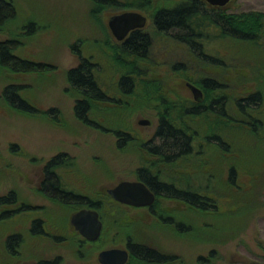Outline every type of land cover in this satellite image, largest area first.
<instances>
[{"label": "rangeland", "instance_id": "1", "mask_svg": "<svg viewBox=\"0 0 264 264\" xmlns=\"http://www.w3.org/2000/svg\"><path fill=\"white\" fill-rule=\"evenodd\" d=\"M9 1L16 17L0 28V40L19 38L22 44L15 50L17 55L55 68L16 73L0 67V195L13 190L19 199L13 208L22 202L35 206L0 219V264H34L59 255L62 264H99L100 249L126 247L130 238L172 256L160 264H264V136L256 135L247 124L250 121L233 107L238 122H231L232 128L216 127L210 114L193 117L181 111L182 105L198 102L188 82L202 89L198 103L207 105L222 94L232 102L259 87L264 90V49L240 44L229 49L227 40L208 37L207 52L224 64L200 59L188 43L158 31L153 24V10L178 0H153L151 10L101 8L91 0ZM223 8L264 11V0H232ZM125 10L148 17L143 30L152 38L150 55L136 62L142 77L128 95L119 90L118 82L129 70L124 62L130 61L126 55L121 56L124 62L118 61L108 25L112 15ZM76 42L85 56L98 63V80L110 96V100L90 101L91 123L77 117L75 105L81 95L67 79V71L79 64L72 49ZM204 78L218 80L222 89L208 96L199 84ZM10 83L22 86L21 95L39 113L28 114L5 103L1 92ZM53 108L57 112L47 113ZM165 114L195 136L194 152L174 163L150 155L144 147ZM142 119L150 124H140ZM119 131L130 139L123 142ZM215 134L225 138V145L216 144ZM62 153L72 159L57 170L66 187L104 203L105 231L94 246L78 247V234L70 225L73 209L53 202L41 191L45 164ZM142 166L163 180L201 189L217 200L218 209L201 211L163 197L152 208L133 207L109 196L107 189L120 181L138 180L136 171ZM233 166L234 184L230 183ZM35 218L45 220V234L31 233ZM15 232L23 239L16 255L5 246L6 236ZM59 235L66 239L59 241ZM199 256L207 261L199 263Z\"/></svg>", "mask_w": 264, "mask_h": 264}, {"label": "trees", "instance_id": "2", "mask_svg": "<svg viewBox=\"0 0 264 264\" xmlns=\"http://www.w3.org/2000/svg\"><path fill=\"white\" fill-rule=\"evenodd\" d=\"M91 1L100 4L101 8L124 9L125 7H138L146 10L154 8L153 0H133L129 2L120 0ZM223 7L211 5L205 0H178L168 6L165 5L153 10L152 20L158 31L188 43L200 59L212 64L221 65L224 64V61L218 56L207 52L204 42L208 37L227 40L229 49L240 44L248 47L252 46L256 51H263L264 11L228 12L224 11ZM15 17L16 9L13 3L9 0H0V28L14 20ZM21 44V40L14 37L0 40V67L16 73H42L55 68L51 63L29 60L17 55L15 50ZM151 46V35L141 29L131 32L124 42H115L112 45V50L117 52L118 61L124 62L121 58L122 55H126L130 61L124 62L129 70L120 76L118 82L119 90L125 95L131 94L137 87L138 79L142 76L139 74L136 62L148 58ZM72 49L79 56V64L67 71V79L81 95L76 101L75 113L80 120L91 123L88 117L91 111L90 101L110 100L109 95L98 80V63L82 53L80 42L74 43ZM180 67L183 66L180 65ZM199 84L202 85L208 96L210 92L223 87L218 80L212 78H204ZM21 90V85L10 83L2 89L1 96L5 103L15 110L28 114L39 113L37 107L21 95ZM198 102L191 103L188 106L182 105L181 111H184V115L193 117H208L210 114L216 120V127L232 128L230 123L238 122V118H234L231 112V107H233L242 117H245L244 119L250 121L247 124L251 125L250 129L256 135L264 136L263 88L259 87L246 97L232 100V102L224 94L214 97L208 105ZM55 111L57 112L53 108L47 113ZM239 122H242V120H239ZM117 135L124 138L123 142L130 139V135L127 133L124 134L119 131ZM213 138L217 140V145L221 146V144L226 143L225 138L220 134H215ZM194 140L195 136L190 134L185 127L183 128L176 120L171 119L170 115L165 114L160 117L154 138L144 144V147L150 155L160 157L166 163H174L194 152ZM225 148L229 149V145H226ZM71 160L65 153L57 154L49 160L44 168L45 177L41 184V191L57 203L93 206L94 203L91 200L83 197L75 198L71 193L63 191L66 187L57 170L69 165ZM136 173L138 179L145 182L157 194L158 198L163 197L184 202L201 211H216L218 209L216 199L211 198L208 193L203 192L201 189L189 186L188 183L163 180L156 172L144 166L138 168ZM236 175V169L233 166L230 170V183L234 184L236 182ZM17 201L18 197L14 191L0 195V207L8 209L2 212L3 209L0 210V219L10 218L16 213L12 208ZM24 210L27 211L28 208H23L21 211ZM45 232L46 223L41 222V220L32 223L31 233L43 235ZM22 240L20 234L7 235L5 239L6 249L11 254L16 255ZM128 246L131 252L130 262L160 264L173 259L172 256L163 254L155 247L136 242L131 238L128 240ZM198 261L199 263L206 262L207 258L199 256ZM37 264H51V262L39 261ZM57 264H60V262H57Z\"/></svg>", "mask_w": 264, "mask_h": 264}, {"label": "water", "instance_id": "3", "mask_svg": "<svg viewBox=\"0 0 264 264\" xmlns=\"http://www.w3.org/2000/svg\"><path fill=\"white\" fill-rule=\"evenodd\" d=\"M211 5L225 6L232 0H205ZM148 17L136 10H125L115 13L108 20L109 28L114 38L121 42L135 29L146 26ZM187 85L192 90L196 101L202 100V89L194 83ZM141 124H150V120L142 119ZM107 193L115 200L132 206H151L156 200L155 192L142 180H122L115 186L107 189ZM71 223L85 238L95 240L102 232V221L99 212L94 208H82L72 215ZM101 264H126L129 259L127 249L113 247L99 252Z\"/></svg>", "mask_w": 264, "mask_h": 264}, {"label": "flooded vegetation", "instance_id": "4", "mask_svg": "<svg viewBox=\"0 0 264 264\" xmlns=\"http://www.w3.org/2000/svg\"><path fill=\"white\" fill-rule=\"evenodd\" d=\"M144 28H142L141 30H143ZM135 30H139V29H135ZM135 30H133V31H135ZM133 31H131V32H133ZM144 31V30H143ZM131 32L128 34V36L123 40V41H121V42H124L128 37H129V35L131 34ZM145 32V31H144ZM115 39V38H114ZM115 42H117V43H121V42H118L116 39H115ZM109 98H110V96H109ZM141 124V123H140ZM156 133V132H155ZM152 140V139H151ZM150 141V140H149ZM52 159V158H51ZM51 159H49V160H51ZM49 160L47 161V163L49 162ZM46 163V164H47ZM46 164H45V166H46ZM45 168V167H44ZM44 177H45V171H44ZM44 177H43V179H44ZM43 179H42V181H43ZM139 180V179H138ZM65 187H66V185H65ZM67 188V187H66ZM66 188H64V192H69V193H71L72 194V196H74L75 198H79V197H83V198H87V199H89V200H91L94 204H93V206L92 205H82V206H80V205H75V204H63L66 208H70V209H73V211H72V214L71 215H73L74 213H76L77 211H79L80 209H82V208H94V209H96L98 212H99V217H100V219H101V221H102V232H101V235H100V237L99 238H97V239H95V240H89V239H87V238H85L83 235H81L80 234V232H78L76 229H75V226L71 223V218H72V216H71V218H70V225L74 228V230H75V232L78 234V236H76V243L78 244V247L80 248V249H82V247H83V245L84 244H86V245H88V244H90V245H95L97 242H100L101 241V239H102V237H103V233H104V231H105V226H104V219H103V211H102V207L104 206V203H103V201H102V199H99V200H96V199H93L92 197H90V196H87V195H84V194H81L80 192H78V191H75V190H72V189H66ZM11 191H13V190H11ZM15 192V191H14ZM68 194V193H67ZM156 194V193H155ZM110 196V195H109ZM113 198V197H112ZM49 199H51V198H49ZM114 199V198H113ZM157 199H158V197H157V194H156V200H155V202L157 201ZM52 200V199H51ZM115 200V199H114ZM53 202H55L56 203V201H54V200H52ZM117 201V200H116ZM17 202H19V199H18V201ZM16 202V203H17ZM117 202H119V201H117ZM155 202L153 203V205L155 204ZM16 203H15V205H16ZM121 203V202H120ZM123 204H125V203H123ZM95 205V206H94ZM126 205H128L129 206V204H126ZM153 205H151V206H142V207H149V208H152L153 207ZM130 206H132V205H130ZM31 207H35L34 205H29V204H27V203H21L20 204V206H18V207H14V208H12L13 210H15L16 212H18V211H21L23 208H28V209H31ZM38 207V206H37ZM39 207H42V206H39ZM133 207H137V206H133ZM4 210H8V209H4ZM3 210V211H4ZM18 210V211H17ZM2 212V211H1ZM37 220H41V222H44L45 223V220L44 219H42V218H35V219H32L31 220V226H32V223H34L35 221H37ZM31 226H30V231H31ZM46 233V232H45ZM11 234H19L18 232H15V233H11ZM60 237V238H59ZM59 237H57V239L59 240V241H61V240H64V239H66L65 238V236H61V235H59ZM62 238V239H61ZM113 247H119V246H112V247H105V248H102V247H100V248H102V249H100V251H102V250H104V249H108V248H113ZM99 248V247H98ZM120 248H124V249H127L128 250V252H129V259H128V262L126 263V264H128L130 261H131V252H130V248H129V246H128V241H127V244H126V247H120ZM99 251V252H100ZM163 254H166V253H163ZM98 255H99V253H98ZM39 261H48V262H51V264H57V262H60V264H62V256L61 255H59V256H57L55 259H49V258H47V259H42V260H39ZM39 261H37L36 263H34V264H37ZM98 261H99V259H98ZM99 264H101L100 263V261H99Z\"/></svg>", "mask_w": 264, "mask_h": 264}]
</instances>
